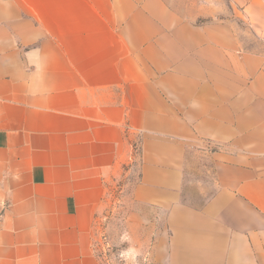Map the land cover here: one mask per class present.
<instances>
[{"label": "crops", "instance_id": "crops-1", "mask_svg": "<svg viewBox=\"0 0 264 264\" xmlns=\"http://www.w3.org/2000/svg\"><path fill=\"white\" fill-rule=\"evenodd\" d=\"M229 3L0 0V264H103L135 160L131 254L264 264V0Z\"/></svg>", "mask_w": 264, "mask_h": 264}, {"label": "rangeland", "instance_id": "rangeland-1", "mask_svg": "<svg viewBox=\"0 0 264 264\" xmlns=\"http://www.w3.org/2000/svg\"><path fill=\"white\" fill-rule=\"evenodd\" d=\"M197 1L207 3L209 0ZM219 3L224 5V12L219 13L221 19H230L241 24L242 19L235 15L229 0H219ZM220 17H215L213 20H219ZM137 153L138 150L135 151V157ZM135 162V165L130 164L129 167H125L113 189L111 201L95 225L97 253L103 264H151L143 263L142 256L131 254V247L142 241H146L147 245H150L154 237L152 233L159 230L163 220L154 219L156 216L154 210L147 206L137 207L141 219L132 215L134 206L131 202L132 188L139 176L138 161L135 160ZM196 176L193 173L189 179L196 180L198 178ZM196 192L195 187L188 188L187 197H195ZM150 232L151 234H149Z\"/></svg>", "mask_w": 264, "mask_h": 264}]
</instances>
